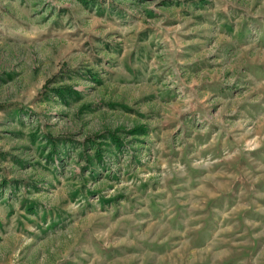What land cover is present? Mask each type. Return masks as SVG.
<instances>
[{"label": "rangeland", "instance_id": "374dc122", "mask_svg": "<svg viewBox=\"0 0 264 264\" xmlns=\"http://www.w3.org/2000/svg\"><path fill=\"white\" fill-rule=\"evenodd\" d=\"M0 264H264V0H0Z\"/></svg>", "mask_w": 264, "mask_h": 264}]
</instances>
